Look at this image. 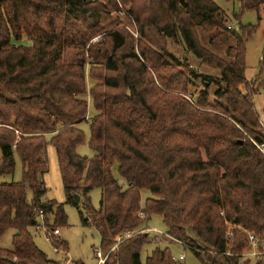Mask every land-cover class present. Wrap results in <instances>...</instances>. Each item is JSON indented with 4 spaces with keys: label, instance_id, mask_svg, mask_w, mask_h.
Here are the masks:
<instances>
[{
    "label": "trees",
    "instance_id": "16d2710c",
    "mask_svg": "<svg viewBox=\"0 0 264 264\" xmlns=\"http://www.w3.org/2000/svg\"><path fill=\"white\" fill-rule=\"evenodd\" d=\"M241 2L244 10L264 5ZM121 4L132 5L124 20L139 40L112 14ZM200 29L217 31L212 46L229 44L225 57L202 44ZM252 32L229 26L214 0H0V176L14 175L16 156L23 163L21 181L0 182V238L14 230L12 248L0 247V264H59L31 233L41 210L45 221L56 214L45 224L52 233L65 222L64 204L45 199L49 144L67 203L101 233L105 264H179L168 247L143 260L148 232L112 249L153 215L205 264H264L243 256L249 233L264 239V126L255 101L264 90V53L261 75L250 82ZM24 38L32 44H19ZM171 40L207 69L172 53ZM89 120L93 158L78 153ZM97 188L99 208L91 197ZM144 190L151 196L142 206Z\"/></svg>",
    "mask_w": 264,
    "mask_h": 264
},
{
    "label": "rangeland",
    "instance_id": "374dc122",
    "mask_svg": "<svg viewBox=\"0 0 264 264\" xmlns=\"http://www.w3.org/2000/svg\"><path fill=\"white\" fill-rule=\"evenodd\" d=\"M221 9L225 12L227 24L232 26L234 30L242 34L246 31L253 30V32L247 38L246 44V64L247 78L253 80L257 79L261 75V61L264 53V5L259 11L257 10H244L241 0H214ZM132 5L124 6L120 5L121 12L113 11V15H121L120 19L124 22V29L133 36L135 40L140 39V33L136 30L134 26L129 24L124 20L127 13L131 10ZM217 33L214 30L212 33H206L204 30L200 29L199 34L201 37L202 44L215 52L221 57L226 56V50L229 44L223 46H212L209 41L210 37ZM100 39L98 37L95 40ZM19 44L31 45L32 42L28 38H24L20 41ZM168 49L174 53L177 57L182 60L185 58L189 59L190 63H194V68L199 71L202 69L206 70L207 68L203 65H198L199 62L196 60V57L187 49V47L175 40H171ZM194 59V61H193ZM90 66H88V71ZM202 80H196V83L199 85V88H205L202 85ZM88 84L91 87L92 82L88 78ZM196 89L193 88L192 92H195ZM258 98V111L264 120V90L259 92ZM89 99V98H88ZM90 108H89V118L93 117L96 114V109L94 106L93 100L90 98ZM264 126V125H263ZM81 128L85 132L86 140L79 146L78 153L82 156L88 158H93L95 152L90 146L91 141V124L90 120L84 122L81 125ZM50 140V138H49ZM48 158H49V172L45 174L44 181L48 187V192L45 196L46 200H54L58 204H64L65 211V222L60 223L57 227L60 233L55 237L59 241H64L68 246V250H65L64 247L58 248L54 244L52 239L51 231L45 226V224L53 225L56 220V214H50L45 224L40 221V227H33L31 233L34 237V240L38 247L43 250L50 259L58 262L59 264H101V259L98 255L99 252L102 253V236L100 231L95 226H88L84 223L82 214L77 207L72 203H67L66 192L64 188V182L62 174L60 171L59 159L56 151V147L53 144L48 146ZM17 166L14 175L0 176V182H19L23 179V163L21 159L16 156ZM118 175V174H117ZM124 183V181H123ZM33 192L29 191V198H33ZM151 196V193L148 190L142 192V206H145V202L148 197ZM92 203L96 208L100 207V201L102 198L101 189H94L91 193ZM142 228H151L157 229L162 233H167V227L164 223V220L161 216L153 215L147 221V224ZM13 236L14 230H8L0 238V247L1 248H12L13 245ZM157 237H160V241L157 240ZM150 243L147 244L142 251V258L145 261L148 255H150L154 249L157 247L161 248H170L172 255L175 259L184 254L186 258L184 260L177 261L179 264H205L201 261L192 250L184 246L173 237H168L163 234H156L152 231L149 234ZM103 254V253H102ZM104 258H108V255L103 254ZM252 264H255V261H252Z\"/></svg>",
    "mask_w": 264,
    "mask_h": 264
},
{
    "label": "built area",
    "instance_id": "2783aa9c",
    "mask_svg": "<svg viewBox=\"0 0 264 264\" xmlns=\"http://www.w3.org/2000/svg\"><path fill=\"white\" fill-rule=\"evenodd\" d=\"M261 149L264 151V145L261 146ZM140 216L145 217L143 212L141 213ZM39 221H42L45 224V214L42 210L40 211V214H39ZM227 224L229 225L227 236L229 239H232L234 237V228L235 227L230 222H228ZM152 231L156 232V234H163L165 236L172 237L168 234V232L162 233L161 231H158L157 229H151V228H147V229L143 228L141 230H127L118 237L117 242L112 249L113 250L117 249L121 243H123L124 241H126V240L140 234V233H145V232L150 233ZM59 233H60L59 229H56L53 231L52 235H58ZM159 239H160V237H157V240H159ZM249 241L251 243V249L246 251L243 254V256L245 258H251V259H256V260L264 259V250L260 249V245H264V239H262L261 237H259L255 233H249ZM183 245L188 247L185 244H183ZM188 248H190V247H188ZM98 255L101 259V264H105L106 258L103 257V254L101 252H99ZM185 258H186V256L184 254H182L178 258V260L176 259V261L184 260Z\"/></svg>",
    "mask_w": 264,
    "mask_h": 264
},
{
    "label": "crops",
    "instance_id": "0c3cea01",
    "mask_svg": "<svg viewBox=\"0 0 264 264\" xmlns=\"http://www.w3.org/2000/svg\"><path fill=\"white\" fill-rule=\"evenodd\" d=\"M248 80L251 82V81L255 80V78H254L253 80H251V79L248 78ZM244 88H245V87H244ZM259 95H260V94H257V95L255 96L256 105H258V98H259ZM257 109H258V107H257ZM261 119H262V117H261ZM262 124L264 125V120H262Z\"/></svg>",
    "mask_w": 264,
    "mask_h": 264
},
{
    "label": "water",
    "instance_id": "95a60500",
    "mask_svg": "<svg viewBox=\"0 0 264 264\" xmlns=\"http://www.w3.org/2000/svg\"><path fill=\"white\" fill-rule=\"evenodd\" d=\"M238 143H243V141H238ZM76 201L78 203H80V201H81V196L79 194H76ZM14 263L16 264V262H14Z\"/></svg>",
    "mask_w": 264,
    "mask_h": 264
}]
</instances>
